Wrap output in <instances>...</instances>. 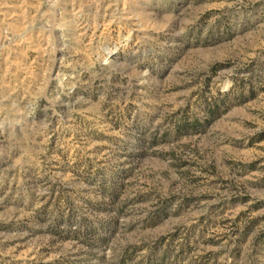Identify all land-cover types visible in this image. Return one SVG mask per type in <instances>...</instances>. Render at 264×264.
<instances>
[{"label":"rangeland","instance_id":"rangeland-1","mask_svg":"<svg viewBox=\"0 0 264 264\" xmlns=\"http://www.w3.org/2000/svg\"><path fill=\"white\" fill-rule=\"evenodd\" d=\"M0 264H264V0H0Z\"/></svg>","mask_w":264,"mask_h":264}]
</instances>
